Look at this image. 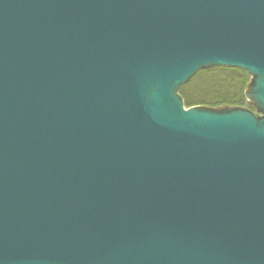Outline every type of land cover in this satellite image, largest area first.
Wrapping results in <instances>:
<instances>
[{"label":"water","instance_id":"water-1","mask_svg":"<svg viewBox=\"0 0 264 264\" xmlns=\"http://www.w3.org/2000/svg\"><path fill=\"white\" fill-rule=\"evenodd\" d=\"M0 264H264V0H0Z\"/></svg>","mask_w":264,"mask_h":264},{"label":"trees","instance_id":"trees-1","mask_svg":"<svg viewBox=\"0 0 264 264\" xmlns=\"http://www.w3.org/2000/svg\"><path fill=\"white\" fill-rule=\"evenodd\" d=\"M250 75L240 68L215 67L199 71L193 79L182 86L180 96L186 108L202 106L209 108H249L245 92Z\"/></svg>","mask_w":264,"mask_h":264},{"label":"rangeland","instance_id":"rangeland-1","mask_svg":"<svg viewBox=\"0 0 264 264\" xmlns=\"http://www.w3.org/2000/svg\"><path fill=\"white\" fill-rule=\"evenodd\" d=\"M248 75H250V74H248ZM250 77H251V75H250ZM251 80H252V77H251V79H250V82H249V85H250V83H251ZM249 88V87H248ZM248 90V89H247ZM246 90V91H247ZM246 93V92H245ZM246 99H247V106L248 107H253L254 109L252 110V109H249V108H244V109H248V110H251V111H253L255 114H259V112L257 111V109L255 108V106H253L252 104H251V102H250V100L247 98V96H246ZM196 107H201V108H209V107H202V106H196ZM229 108V107H228ZM228 108H217L218 110H223V109H228ZM243 108V107H242ZM210 109H213V110H217V109H215V108H210Z\"/></svg>","mask_w":264,"mask_h":264}]
</instances>
